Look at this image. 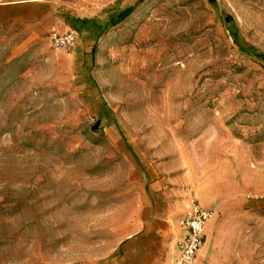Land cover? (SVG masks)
Listing matches in <instances>:
<instances>
[{
	"label": "rangeland",
	"instance_id": "rangeland-1",
	"mask_svg": "<svg viewBox=\"0 0 264 264\" xmlns=\"http://www.w3.org/2000/svg\"><path fill=\"white\" fill-rule=\"evenodd\" d=\"M154 169L214 212L195 264H264V0H0V264L114 252Z\"/></svg>",
	"mask_w": 264,
	"mask_h": 264
},
{
	"label": "crops",
	"instance_id": "crops-1",
	"mask_svg": "<svg viewBox=\"0 0 264 264\" xmlns=\"http://www.w3.org/2000/svg\"><path fill=\"white\" fill-rule=\"evenodd\" d=\"M159 171L152 170L149 179L140 181L132 215L120 232L115 251L79 264H176L178 242L186 233L181 221L190 214L194 198L183 189L180 176L172 181L161 177Z\"/></svg>",
	"mask_w": 264,
	"mask_h": 264
},
{
	"label": "built area",
	"instance_id": "built-area-1",
	"mask_svg": "<svg viewBox=\"0 0 264 264\" xmlns=\"http://www.w3.org/2000/svg\"><path fill=\"white\" fill-rule=\"evenodd\" d=\"M50 39L52 47L68 51L74 46L77 34L73 29L68 28L62 33H51ZM213 217V210L203 208L193 199L190 214L181 221L186 228V233L184 238L178 242L179 256L176 264H195L197 254L203 244L205 228Z\"/></svg>",
	"mask_w": 264,
	"mask_h": 264
},
{
	"label": "trees",
	"instance_id": "trees-1",
	"mask_svg": "<svg viewBox=\"0 0 264 264\" xmlns=\"http://www.w3.org/2000/svg\"><path fill=\"white\" fill-rule=\"evenodd\" d=\"M211 2L215 1V0H210ZM133 7H128L125 10L119 12L118 14H116L115 16H112L109 20V22L107 23L108 27H112L115 26L117 24H119L120 22H122L124 19H126L130 13L132 12ZM91 20L90 19H76L75 22L76 23H80L81 25H85L87 23H89ZM244 50V48H243ZM259 56H263V54H258Z\"/></svg>",
	"mask_w": 264,
	"mask_h": 264
}]
</instances>
